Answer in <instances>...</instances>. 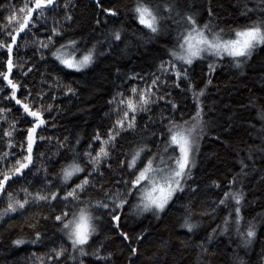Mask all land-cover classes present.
I'll return each mask as SVG.
<instances>
[{
  "label": "snow or ice",
  "instance_id": "1",
  "mask_svg": "<svg viewBox=\"0 0 264 264\" xmlns=\"http://www.w3.org/2000/svg\"><path fill=\"white\" fill-rule=\"evenodd\" d=\"M92 2L97 10V30L120 14L115 6H106L104 0ZM76 7L77 0H24L22 6L0 5V54H3L0 56V94H3L0 99L14 102L17 111L22 110L27 125L17 139L19 121L15 118L8 121L6 113L11 108L0 107V120L8 124L7 128L0 127V203H3L0 221L17 213L24 217L32 206L47 208L38 218L24 220L22 228L26 225L31 230L30 237L17 236L11 241L15 247H47L46 252L32 253L33 264H113V253L105 251L106 241L113 234L125 242L129 249L128 264H134V257L148 233L147 229L131 233L127 229L128 219L133 215L140 218L146 213L160 219L186 191H197L192 169L196 167L195 156L211 124L208 113L213 109L206 104V97L212 75L225 60L243 74L253 54L264 49V0H258L253 8L245 3L241 15L247 17L246 23L229 28L220 27L211 19L200 22L193 12L182 7V0H156L155 4L133 0L127 11L142 29L147 30L146 34L134 32L137 39L143 41L147 35L148 40H155L164 35L170 28L168 21L175 25V35L171 45L166 47L167 58L160 59L155 71L124 74L107 101L109 110L105 118L112 123L103 135L97 129L82 149L79 136L73 141L69 136L61 139L47 135L49 127H56L55 123H50L55 120L51 113L57 111L59 114V110L52 103H46L45 97L51 93L49 99L55 101L60 92L77 95V89L66 83L64 76L86 73L100 57L117 50L126 55L131 41L122 25L106 28L92 41L69 35ZM58 10L62 15L51 20L46 37L38 36V27L48 25V17ZM208 14L214 17L210 6ZM29 36L31 43L27 39ZM18 38L22 43H18ZM29 46L34 49L32 56H21V49ZM197 61H207L208 79L202 81L203 87L196 83L193 75ZM14 69L19 76L13 74ZM34 72L40 76V87L35 93L20 79ZM116 72L119 79V68ZM5 89L10 92L4 94ZM176 89L191 98L188 112L185 111L187 105L180 106L174 99ZM161 104L168 114L161 111L156 127L150 113L153 106ZM257 104V99L250 98L245 107ZM46 113L49 116L46 117ZM141 114L147 117L143 129L138 125ZM258 115L264 121V104H260ZM250 127L255 130L254 124ZM230 128L229 123L225 131ZM138 131L141 133L139 141L122 152L114 168V153L126 139L125 134L136 135ZM255 135L261 143L246 147L247 156L238 159L239 172L227 181L222 195L212 202L211 211L199 213L213 217L219 211L226 213L204 240L191 243L201 255L208 251L207 246L217 236L234 232L244 247L257 237L256 222L245 220L242 215L247 203L243 187L245 178L255 171V154L260 153L264 159V127L255 130ZM214 138L221 139L218 135ZM53 139L57 145L55 153L38 151L43 142L51 143ZM34 147L37 148L35 154ZM63 149H67L65 157L71 155L57 170L52 161ZM247 161H251V166ZM109 173L111 181L106 178ZM190 180L193 181L191 185ZM16 185L19 187H14ZM211 186L221 189L218 181H213ZM182 207L180 227L195 235L201 227L196 219L198 213L190 201ZM41 221L44 225L52 224V236L47 230H40L44 226ZM47 241L52 243L48 245ZM167 243L164 241L161 247ZM237 264H243L239 257Z\"/></svg>",
  "mask_w": 264,
  "mask_h": 264
},
{
  "label": "trees",
  "instance_id": "2",
  "mask_svg": "<svg viewBox=\"0 0 264 264\" xmlns=\"http://www.w3.org/2000/svg\"><path fill=\"white\" fill-rule=\"evenodd\" d=\"M104 2L106 6H115L119 10V16L110 18L107 26H101L97 30L95 24L97 10L92 0H77V7L74 11L75 19L69 35L92 41L94 37L99 38L106 28L122 25L131 41L127 54L122 55L117 50L108 56L100 57L86 73L65 75V82L71 83L77 89V95H64L60 92L55 101L49 99L51 93L49 97H45L46 103H52L54 108L59 110V114L57 111L51 113V116H55V120L50 123H55L56 127H49L47 135L61 139L69 136L73 141L79 136L81 149L87 145L97 129L103 135L112 123L111 120L105 118V113L109 110L107 101L116 91V86L120 84L124 74L132 71L143 74L155 71L160 59L167 58L166 47L171 45L172 37L175 35V25H171V21H168L170 28L164 35L155 40H148L147 35L143 41L137 39V36L133 35L134 32L146 34L147 30L142 29V26L132 17V13L127 11L132 7L133 0H104ZM146 2L155 4L156 0H146ZM9 3L22 6L24 0H0V5L7 6ZM245 3L249 8H253L258 4V0H182V7L193 12L202 23L209 22L211 19L212 23L229 28L246 23L247 17L241 15ZM209 6L214 13L213 18L209 17ZM61 15L59 10L57 14L50 15L49 24L38 27L37 35L41 38L46 37L48 34L46 29L51 27V20L54 17L60 18ZM0 22H2V16H0ZM27 39L31 43L32 37L29 36ZM18 43H22L19 38ZM120 47L123 48L124 44ZM33 51L31 46L27 49L22 48L20 55L31 57ZM117 68L120 70L119 79ZM193 68L196 83L203 87L202 81L208 79L207 61H197ZM13 74L19 76L18 70L14 69ZM20 79L32 88L33 93L39 90V73H30L28 77H20ZM8 92L10 90L5 89L4 94ZM173 95L180 106H188L185 109L186 112L191 109L190 97L186 98L183 93L179 92V89H176ZM250 98L257 99L256 107H245L249 105ZM206 104L213 109L208 113L211 124L201 141L200 151L195 156L196 167L192 169L193 179L198 189L194 193L186 191L180 200L170 206V210L162 214L160 219H156L151 213H146L140 218L133 215L128 219L127 229L131 233H137L141 229H147L148 233L139 246L137 256L134 257V264H237V257L243 260V264H264V159L261 158L260 153L255 154V171H251L250 167L251 174L244 181L247 203L242 210L245 220L256 222L257 237L248 247H244L234 232L217 236L207 246L208 251L202 255L197 248L191 246V243L204 240L205 236L221 223L222 217L226 214L219 211L213 217L211 215L201 216L199 213L211 211L212 202L222 195L227 181L239 172L238 159L247 156L246 147L261 143V139L255 135V130L264 127V121H261L258 115L260 104H264V49H258L253 54L243 74L231 67L227 60L218 65L212 75V84L208 88ZM5 106L11 108V111L6 113L7 120L12 121L15 118L19 121L17 127L20 131L15 133L16 138L19 139L23 129L27 127L23 121L22 110L17 111L18 106L14 102L0 99V107ZM161 111H164L165 115L168 114L162 104L153 106V111L150 113L156 121V127L159 126ZM45 115L49 116L48 113ZM177 118H179V112ZM146 119L144 114L138 117L140 129H143ZM229 123L231 124L230 130L225 131ZM252 124L255 125V130L250 127ZM0 127L7 128L8 124L0 120ZM140 135L139 131L136 135L125 134L126 139L121 141L114 153L112 161L114 168L122 152L133 147L134 143L139 141ZM217 135L221 139H215ZM56 148V141L53 139L51 143L43 142V145L38 147V151L49 154L55 153ZM66 151L67 149L61 150V154L52 161L57 170L60 164L70 158L71 154L65 157ZM153 151H155L154 147ZM36 152L37 148L34 147V154ZM247 162L251 166V161ZM106 178L111 181V174H107ZM213 181L221 183L220 190L211 186ZM188 183L191 185L193 181L190 180ZM14 187H19V185ZM189 201L198 213L196 219L201 222V227L195 235L187 233L186 229L180 227L184 214L182 205ZM2 206L3 203H0V207ZM41 212H47V208L32 206L26 210L24 217L17 213L0 221V264H33V252L42 253L48 250L47 247L40 248L31 245L15 247L11 244L12 239L17 236L30 237L32 235L31 230L26 225L22 228V225L25 219L38 218ZM41 224L44 225V222L41 221ZM243 224L244 221H242V227ZM40 230H47L49 236H52L54 231L50 222ZM164 241L168 243L165 247H161ZM186 242L189 243L186 244ZM51 243L52 241L46 242L48 245ZM105 251L113 253V264H128L129 249L122 238L113 234L112 238L106 241Z\"/></svg>",
  "mask_w": 264,
  "mask_h": 264
}]
</instances>
